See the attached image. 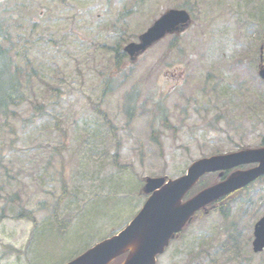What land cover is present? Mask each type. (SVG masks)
Here are the masks:
<instances>
[{
    "label": "rangeland",
    "instance_id": "374dc122",
    "mask_svg": "<svg viewBox=\"0 0 264 264\" xmlns=\"http://www.w3.org/2000/svg\"><path fill=\"white\" fill-rule=\"evenodd\" d=\"M181 8L184 32L116 65L114 49ZM0 19L33 69L0 119V264H66L135 217L144 178L264 143V0H0ZM263 214L264 178L226 215L199 214L156 264H264L251 250Z\"/></svg>",
    "mask_w": 264,
    "mask_h": 264
},
{
    "label": "water",
    "instance_id": "95a60500",
    "mask_svg": "<svg viewBox=\"0 0 264 264\" xmlns=\"http://www.w3.org/2000/svg\"><path fill=\"white\" fill-rule=\"evenodd\" d=\"M188 24L189 16L185 11L170 10L140 36V43L129 44L125 51L132 57L139 55L166 33L182 30ZM259 75L264 81V68ZM255 162L259 163L258 167L235 172L223 182L181 203L185 193L203 174ZM263 173L264 148L201 159L188 168L186 175L166 184L164 178H147L143 191L150 197L128 226L68 264H109L124 253L127 257L122 264H155V256L163 252L173 234L180 231L196 211L247 185ZM252 246L254 252L264 249V217L255 225Z\"/></svg>",
    "mask_w": 264,
    "mask_h": 264
},
{
    "label": "trees",
    "instance_id": "16d2710c",
    "mask_svg": "<svg viewBox=\"0 0 264 264\" xmlns=\"http://www.w3.org/2000/svg\"><path fill=\"white\" fill-rule=\"evenodd\" d=\"M17 53V41H13L11 34L5 28L4 22L0 19V119H8L13 115L12 108L25 99L23 92V84L26 73L29 74L33 69L22 68L18 63ZM25 61L26 65H30L29 59H21ZM120 55L117 57V64H120ZM27 69L29 71H27ZM109 91L105 87L102 91V96ZM136 93L126 94L125 97V112L127 114V120L131 119L133 111L135 109ZM39 108V107H38ZM107 123V120L103 118ZM36 223L32 213H26L20 215V217ZM69 221L58 223V227L63 230L62 226H68ZM120 260V259H118Z\"/></svg>",
    "mask_w": 264,
    "mask_h": 264
}]
</instances>
